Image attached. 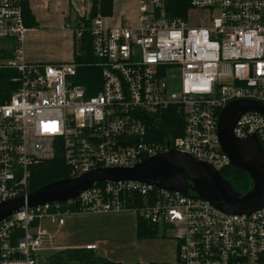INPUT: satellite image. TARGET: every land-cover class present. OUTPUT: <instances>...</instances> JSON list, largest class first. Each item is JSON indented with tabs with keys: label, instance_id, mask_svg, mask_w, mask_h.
Masks as SVG:
<instances>
[{
	"label": "built area",
	"instance_id": "built-area-1",
	"mask_svg": "<svg viewBox=\"0 0 264 264\" xmlns=\"http://www.w3.org/2000/svg\"><path fill=\"white\" fill-rule=\"evenodd\" d=\"M22 2L0 0V68L17 74L16 89L0 104V203L27 198L30 169L57 155L70 178L132 168L171 150L218 173L230 165L220 148L218 117L233 101L264 104V0H189L185 18L174 15L171 0H138L135 28H105L97 15L88 33L100 87L91 96L74 84L73 61L25 62ZM190 11L205 16L192 25ZM67 28L76 40L81 37L74 25ZM169 71L179 72L178 92L167 91ZM170 107L183 117L181 135L152 139L141 114ZM233 135L255 139L264 153L261 114H242ZM191 195L137 182H102L66 202L25 205L0 223V264H44L45 253L60 251L44 220L62 226L68 215L125 211L174 231L176 257L161 264H264V207L230 215Z\"/></svg>",
	"mask_w": 264,
	"mask_h": 264
},
{
	"label": "water",
	"instance_id": "water-1",
	"mask_svg": "<svg viewBox=\"0 0 264 264\" xmlns=\"http://www.w3.org/2000/svg\"><path fill=\"white\" fill-rule=\"evenodd\" d=\"M246 112H257L264 117V104L255 101H233L218 117V139L230 165L245 172L252 187L245 195L236 193L231 185L210 165L174 150L151 157L132 168H108L82 176L57 181L30 193L27 198H16L0 203V223L28 207L62 203L76 198L96 183L137 182L157 189L177 192L204 200L230 215H250L264 207V153L255 139L239 141L233 128Z\"/></svg>",
	"mask_w": 264,
	"mask_h": 264
},
{
	"label": "crops",
	"instance_id": "crops-1",
	"mask_svg": "<svg viewBox=\"0 0 264 264\" xmlns=\"http://www.w3.org/2000/svg\"><path fill=\"white\" fill-rule=\"evenodd\" d=\"M34 18L23 41L24 60L29 64H63L73 61L75 37L67 23L86 17L90 11L87 0H22ZM138 0H114L111 15L103 18L105 28H118L125 23L138 25ZM137 216L130 211L100 214H73L65 217L62 226L48 229L56 249L77 250L95 246L94 252L113 264H139ZM124 249H123V248ZM122 248V249H121ZM175 251L160 261L175 259ZM148 261V260H147ZM168 263V262H166Z\"/></svg>",
	"mask_w": 264,
	"mask_h": 264
},
{
	"label": "trees",
	"instance_id": "trees-1",
	"mask_svg": "<svg viewBox=\"0 0 264 264\" xmlns=\"http://www.w3.org/2000/svg\"><path fill=\"white\" fill-rule=\"evenodd\" d=\"M90 2V11L86 17H77L71 22L82 31L81 37L75 39V53L73 62L76 65V75L73 79L75 85L80 86L88 96L95 94L100 87V66L91 49L88 29L92 20L97 16L106 18L111 15L114 0H87ZM189 0H171L177 17L185 18L189 9ZM22 17L26 27L35 25L29 9L22 3ZM17 74L13 70L0 68V104L8 100L16 89L14 81ZM145 121L149 136L152 139L162 141L163 138H175L181 135L183 128V117L175 107H170L155 115L141 114ZM220 176L227 181L233 190L245 195L250 191L252 182L248 175L240 169L231 165L219 171ZM70 179L69 170L63 157L57 155L52 161L44 162L30 169L29 190L30 193L57 181ZM191 194V193H190ZM139 202V199H137ZM136 233L138 238L156 237V228L148 225L137 216ZM20 235V233L18 234ZM44 264H112L94 250L77 249L62 250L51 253Z\"/></svg>",
	"mask_w": 264,
	"mask_h": 264
},
{
	"label": "rangeland",
	"instance_id": "rangeland-1",
	"mask_svg": "<svg viewBox=\"0 0 264 264\" xmlns=\"http://www.w3.org/2000/svg\"><path fill=\"white\" fill-rule=\"evenodd\" d=\"M200 16L204 17L205 14L202 12L190 11L188 13V22L193 25L195 24L194 19ZM165 81L168 93H175L179 91L181 78L178 71H169ZM42 226L47 231L48 229H53V231H55L53 225L47 224L46 220L43 221ZM156 235L157 236L153 238H139V260L143 258L146 259L144 262L139 261V263L161 264L173 262L174 259L172 258L170 261H160V257H166V254H170L173 250L175 251L177 243L174 239V231H163L161 227H158L156 229ZM49 255L50 253H45L42 258L46 260Z\"/></svg>",
	"mask_w": 264,
	"mask_h": 264
}]
</instances>
